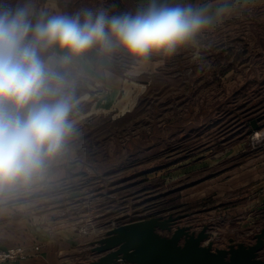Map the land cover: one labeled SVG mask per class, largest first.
<instances>
[{
  "label": "rangeland",
  "instance_id": "obj_1",
  "mask_svg": "<svg viewBox=\"0 0 264 264\" xmlns=\"http://www.w3.org/2000/svg\"><path fill=\"white\" fill-rule=\"evenodd\" d=\"M10 1L15 5L22 0ZM101 3L60 0L59 8L73 15L104 10ZM128 4L123 0L124 7L117 8L116 14L114 8L107 11L110 15L135 12ZM207 14L213 22L193 43L171 56L150 57L147 61L156 65L141 64L145 67L131 75L149 86L135 109L121 118L109 110L90 115L97 97L82 81L77 82V73L70 72L75 132L48 166L62 160L95 166L69 175V190L90 198L80 200L67 212L75 226L101 231L112 224L169 214L187 215L180 224L195 226L196 212L205 207L206 219L198 221L197 227L212 221L210 232L225 231V220L220 226L211 220L214 202L210 197L190 199L194 192L190 187L210 172H195L193 161L188 168L176 163L194 158L211 143L219 148L264 143V0L222 1ZM114 56L123 57L127 65L135 63L123 53ZM122 70L128 73V68ZM259 118L256 135L250 123ZM65 186L59 185V193L65 192Z\"/></svg>",
  "mask_w": 264,
  "mask_h": 264
},
{
  "label": "clouds",
  "instance_id": "obj_2",
  "mask_svg": "<svg viewBox=\"0 0 264 264\" xmlns=\"http://www.w3.org/2000/svg\"><path fill=\"white\" fill-rule=\"evenodd\" d=\"M212 22L207 9L162 0L120 15L0 2V192L42 177L74 134L72 66L93 52L140 64L171 56Z\"/></svg>",
  "mask_w": 264,
  "mask_h": 264
},
{
  "label": "crops",
  "instance_id": "obj_3",
  "mask_svg": "<svg viewBox=\"0 0 264 264\" xmlns=\"http://www.w3.org/2000/svg\"><path fill=\"white\" fill-rule=\"evenodd\" d=\"M98 1L103 3L104 10L112 11L114 8L115 14L117 8L121 10L124 7L123 0ZM127 1L135 11L148 3V0ZM222 1L227 0H162L168 4H190L207 10ZM28 2L38 9L62 13L60 0H45V3L42 0H22L15 4ZM7 4L11 5V1ZM123 60V57H104L93 52L70 69L67 79L71 80L70 72L77 73L80 76L77 82L82 81L86 90L97 97L90 115L109 110L115 118H121L135 109L146 91L149 85H142L141 81L131 77L144 68L143 65L157 63L147 61L143 65L136 62L127 65ZM123 67L128 68V73L123 74ZM256 145L243 142L219 148L211 143L201 148V154L176 163L178 167L188 168L193 161L195 172H210L209 176L201 177L194 187H190L194 189L190 199L202 201L210 197L214 202L210 208L212 212H209L211 220L216 225L225 220V231L217 229L219 233L211 232L216 248H227L231 240L236 244H254V236L264 229V143ZM70 153L75 155L72 150ZM78 169L89 171L95 166L79 160H62L47 166L43 176L30 186L0 192V248L21 246L32 254L23 262L8 264H92L97 259L92 254V244L115 225L101 231L89 230L77 227L67 219V212L73 211L76 203L90 200L86 193L68 188L69 175H76ZM61 184L66 185V190L59 193ZM187 190L189 188L184 189ZM207 212L205 207L196 212L193 225L196 232L204 226L214 225L212 221H204L200 228L197 227L198 221L206 219ZM36 247L38 251H34Z\"/></svg>",
  "mask_w": 264,
  "mask_h": 264
},
{
  "label": "water",
  "instance_id": "obj_4",
  "mask_svg": "<svg viewBox=\"0 0 264 264\" xmlns=\"http://www.w3.org/2000/svg\"><path fill=\"white\" fill-rule=\"evenodd\" d=\"M261 119L251 121L252 131L259 130ZM187 217L169 214L114 226L92 244L97 257L92 264H264V229L254 244L231 240L220 249L209 226L196 232L192 225H181Z\"/></svg>",
  "mask_w": 264,
  "mask_h": 264
},
{
  "label": "built area",
  "instance_id": "obj_5",
  "mask_svg": "<svg viewBox=\"0 0 264 264\" xmlns=\"http://www.w3.org/2000/svg\"><path fill=\"white\" fill-rule=\"evenodd\" d=\"M39 248H34L38 251ZM32 256L31 252L21 246H12L7 248H0V264L18 263L29 259ZM120 264H124L121 262Z\"/></svg>",
  "mask_w": 264,
  "mask_h": 264
},
{
  "label": "trees",
  "instance_id": "obj_6",
  "mask_svg": "<svg viewBox=\"0 0 264 264\" xmlns=\"http://www.w3.org/2000/svg\"><path fill=\"white\" fill-rule=\"evenodd\" d=\"M123 8V7H122ZM125 9V8H124ZM121 14V13H120Z\"/></svg>",
  "mask_w": 264,
  "mask_h": 264
}]
</instances>
